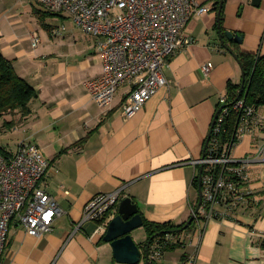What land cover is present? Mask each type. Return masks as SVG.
Wrapping results in <instances>:
<instances>
[{
  "label": "crops",
  "instance_id": "obj_1",
  "mask_svg": "<svg viewBox=\"0 0 264 264\" xmlns=\"http://www.w3.org/2000/svg\"><path fill=\"white\" fill-rule=\"evenodd\" d=\"M252 1L225 0L223 27L242 37L241 50L263 56L264 0ZM8 12L0 10V51L38 94L29 114L15 110L0 118V139L6 131L17 138L14 149L0 147L13 153L23 140L39 147L50 162L44 186L63 213L42 236L28 234L13 219L0 264H130L113 256L111 243L103 239L105 229L97 232L110 217L76 225L93 196L115 191L119 201L131 197L149 222L178 225L192 215L198 202L193 185L198 167L192 161L203 154L228 81H242L230 40L222 37V42L217 29V11L191 16L183 43L163 68L167 85L130 118L121 111L128 86L119 88L110 108L98 106L90 94L87 82L102 74L104 63L94 36L75 24L81 31L69 34L76 40H57L50 32L55 26L46 20L49 30L39 21V26L30 21L19 26V16ZM51 17L62 23L70 18L64 13ZM3 19L11 28L1 26ZM205 63L211 65L208 75L201 68ZM256 115L231 150L236 159L254 158L245 201L228 218L202 222L198 232L194 227L182 232V246L164 250L160 264H184L194 251L196 264H264V154L256 152L264 146V107ZM118 203L109 216L117 213ZM132 236L141 249L135 264H145L147 233L139 227Z\"/></svg>",
  "mask_w": 264,
  "mask_h": 264
},
{
  "label": "built area",
  "instance_id": "obj_2",
  "mask_svg": "<svg viewBox=\"0 0 264 264\" xmlns=\"http://www.w3.org/2000/svg\"><path fill=\"white\" fill-rule=\"evenodd\" d=\"M56 14H66L85 33L96 38L95 47L103 57L102 74L87 82L95 103L110 108L120 87L128 90L121 103L122 114L130 118L163 86L167 85L163 68L183 43L182 32L195 13L213 9L218 0H35ZM204 1V2H203ZM61 31L52 28L51 35ZM36 38L33 41L36 45ZM208 75L211 65L201 66ZM226 103V96L219 99ZM231 112L240 113L236 135L250 130L257 117L256 109L237 99L232 106H222L214 118L206 153L192 161L196 168L193 180L201 187L202 202L195 213L192 228L201 231V223L230 217L250 192L247 182L251 156H231L233 145L220 147L218 135ZM264 154V146L257 149ZM50 162L39 147L21 141L15 152L0 151V259L8 241L9 223L16 219L33 236H42L53 229L62 208L44 186ZM200 167H202L200 171ZM119 192L93 196L84 206L76 229L83 222L107 220L119 202ZM107 224V223H106ZM106 224L98 227L104 230ZM190 230H193V229ZM201 233V232H200ZM180 241L172 233L149 248V264H160L165 247ZM197 251L184 264H196Z\"/></svg>",
  "mask_w": 264,
  "mask_h": 264
},
{
  "label": "trees",
  "instance_id": "obj_3",
  "mask_svg": "<svg viewBox=\"0 0 264 264\" xmlns=\"http://www.w3.org/2000/svg\"><path fill=\"white\" fill-rule=\"evenodd\" d=\"M224 1L225 0H223V5L217 20V29L223 38L227 32V30L223 27ZM219 2L220 0L213 4V9L215 11H218ZM33 8L34 14L37 16L40 25L44 29L49 30L50 25L46 23V18L59 14L49 12L41 5L34 6ZM230 44L232 45L233 53L242 65L244 72V86L240 92V83L235 84L228 81L225 94L226 103L223 105L229 107L232 106L237 99L244 98L245 104L253 106L255 109L264 107V55L260 56L258 54L243 51L239 48V44L233 40L230 41ZM37 94V90L16 73L11 61L8 60L0 51V118L3 117L4 114L15 110H20L23 116L29 114V103L32 99L37 97ZM223 105L218 102L214 118L217 116ZM240 120L241 117L239 112H231L228 115L222 125L223 128L218 135L220 147L226 143H229V145H233L234 147L239 142L240 138L236 135V129ZM211 128L209 131V137L207 136L206 138V140H208L207 144L205 140L202 155L206 153L208 143L211 138ZM0 151L6 153L1 147ZM193 185L197 189L198 181L193 180ZM142 219L143 227L147 233V242H150V247L154 245L156 241H160L165 238V236L169 235V233L179 236L182 232L189 231L193 225L191 224L186 229H183L186 222L178 225L173 224L172 222L157 224L149 222L143 217ZM180 242L181 241H177L166 246L165 250L182 246Z\"/></svg>",
  "mask_w": 264,
  "mask_h": 264
},
{
  "label": "water",
  "instance_id": "obj_4",
  "mask_svg": "<svg viewBox=\"0 0 264 264\" xmlns=\"http://www.w3.org/2000/svg\"><path fill=\"white\" fill-rule=\"evenodd\" d=\"M261 0H253L254 5H259ZM223 5V0H220L217 11V20ZM226 39L234 40L237 43L242 42V37L239 34H234L230 31H227L225 34ZM222 42L224 40L222 39ZM226 46V45H225ZM230 52L233 54L234 58L240 64L242 72V81L240 84V92L244 86V72L240 61L237 59L236 55L230 49ZM213 123V122H212ZM209 137V134H208ZM208 140H206L207 144ZM202 167H200L201 171ZM198 202L195 207V213L198 211L201 202H202V192L201 187H198ZM194 220V214L186 221L183 226V229L189 227ZM143 225V219L139 212V208L136 203L133 202L131 197H124L118 203L117 213L110 219L106 226L103 239L106 242H110L113 248V256L119 262H126L130 264H135L140 261L141 258V249L135 243L132 232L136 228ZM149 248L150 242H147L145 247V264H149Z\"/></svg>",
  "mask_w": 264,
  "mask_h": 264
},
{
  "label": "rangeland",
  "instance_id": "obj_5",
  "mask_svg": "<svg viewBox=\"0 0 264 264\" xmlns=\"http://www.w3.org/2000/svg\"><path fill=\"white\" fill-rule=\"evenodd\" d=\"M32 2L36 5L39 6V4L35 1V0H0V10L3 8L7 9L8 14H12V13H16L17 18H20L21 23H19V26H24V23L30 21L33 25H38V18L37 16L34 14V11L32 8ZM46 21L48 23H50L51 25H54V28H57L58 30L61 31L60 34H58L57 36H54L52 38L59 40V39H63L65 42H71L73 40H76L72 35H70L69 31L70 29H72V31H76V32H80V29L75 28V23L72 19L67 18L65 19V21L62 23L60 21V19H55L54 17H47ZM8 28H11V25L9 26L8 23L4 22V19L1 21V26L4 27L6 26ZM21 28V27H18ZM78 34V33H77ZM50 42H52V39H50ZM7 133H5L4 135H2L3 137H1L0 139V143L5 144L6 147H8V149H14L15 144H16V136L14 134H12L11 132L6 131ZM2 134V133H1ZM29 141V140H28ZM5 147V148H6ZM111 219L113 218V215L108 216ZM144 229L143 226H140ZM139 228V227H138Z\"/></svg>",
  "mask_w": 264,
  "mask_h": 264
}]
</instances>
